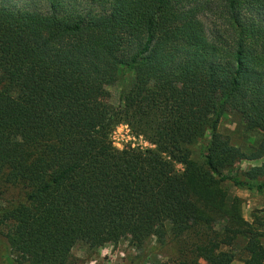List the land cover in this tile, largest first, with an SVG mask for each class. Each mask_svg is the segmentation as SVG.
Here are the masks:
<instances>
[{
  "label": "trees",
  "instance_id": "16d2710c",
  "mask_svg": "<svg viewBox=\"0 0 264 264\" xmlns=\"http://www.w3.org/2000/svg\"><path fill=\"white\" fill-rule=\"evenodd\" d=\"M120 66L133 81L113 105ZM227 111L264 134V0H0V186L18 194L0 205L6 263L169 237L189 253L178 264H231L224 246L244 236L243 264H264V217L245 220L222 187L264 189L251 181L264 163L224 174L264 156V139L251 153L233 145L218 131ZM119 123L151 146L115 148Z\"/></svg>",
  "mask_w": 264,
  "mask_h": 264
},
{
  "label": "rangeland",
  "instance_id": "374dc122",
  "mask_svg": "<svg viewBox=\"0 0 264 264\" xmlns=\"http://www.w3.org/2000/svg\"><path fill=\"white\" fill-rule=\"evenodd\" d=\"M202 17L207 25L209 33L219 34L223 31V21L217 18L214 11L207 10ZM132 81L133 73L125 71V69L120 66L117 79L113 84L107 87L110 92V102L113 105H118L120 103L121 93L124 89L129 88ZM114 127L112 129H114ZM129 129L128 138L123 131H120L121 134H118L119 138L123 137L127 139L124 147L132 145L135 147L150 146L145 141L144 137L136 135L130 127ZM218 131L226 135L233 145L238 146L247 153L254 151L264 139V134L261 132L246 130V123L242 115L236 111H227L222 115L218 125ZM209 136V132H207L203 140L191 147V157L193 160L198 162L202 161V149L209 139ZM262 163H264V156L255 159H244L235 166L225 169L224 174L233 176L238 175L243 178L242 173L244 171L253 166H259ZM251 181L254 183L264 181V175L252 179ZM222 187L227 192L228 200H232L235 197L241 200V212L245 220L250 223L253 222L254 213L264 217V190L258 192L255 189H248L245 187L235 188L230 180L223 181ZM237 191L238 195H236ZM17 195V190L14 187L0 186V205L7 204V202L13 200ZM224 224L225 220H219L215 223L214 227L218 231H221L223 230ZM258 228L264 233V225H260ZM0 229L5 231L6 226L1 225ZM245 241L246 238L244 236H238L231 246H224V249L230 250L236 255V258L231 264L243 263L241 257L244 255L242 249ZM261 241L264 244V234L261 237ZM180 244H183V242L173 240L169 237L162 243H158L155 237H149L142 249L135 248L126 237L121 238L117 243H106L96 248H90L86 243L78 242L71 250V258L68 264H178L179 261L189 256L188 252H182V249L186 250V248H184L185 245ZM5 257V244L0 235V264H7ZM194 264L206 263L202 259H199L198 262Z\"/></svg>",
  "mask_w": 264,
  "mask_h": 264
},
{
  "label": "built area",
  "instance_id": "2783aa9c",
  "mask_svg": "<svg viewBox=\"0 0 264 264\" xmlns=\"http://www.w3.org/2000/svg\"><path fill=\"white\" fill-rule=\"evenodd\" d=\"M120 131H123L125 133V135L127 136V138L129 137V132H130V129L128 127L127 124H123V123H119L118 125H116L114 127V129H112L111 133H110V141L112 143V145L115 147V148H118V149H122V148H125L124 145L125 143L127 142V139L126 138H119L118 137V134H121ZM146 141V140H145ZM147 142V141H146ZM148 143V142H147ZM148 145H150L148 143ZM151 146V145H150ZM130 147H135L134 145L130 146ZM137 147H141V146H137ZM143 147H147V146H143Z\"/></svg>",
  "mask_w": 264,
  "mask_h": 264
},
{
  "label": "crops",
  "instance_id": "0c3cea01",
  "mask_svg": "<svg viewBox=\"0 0 264 264\" xmlns=\"http://www.w3.org/2000/svg\"><path fill=\"white\" fill-rule=\"evenodd\" d=\"M233 184V183H232ZM234 185V184H233ZM234 187L236 188V187H238V186H236V185H234ZM252 189H255V188H252ZM256 190V189H255ZM264 190V189H263ZM256 191H258V190H256ZM262 191V190H261ZM259 192V191H258ZM237 194L236 195H238V191L236 192ZM241 195V194H240ZM232 196H235V195H232ZM240 264H243L242 262H240Z\"/></svg>",
  "mask_w": 264,
  "mask_h": 264
}]
</instances>
